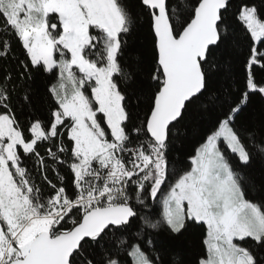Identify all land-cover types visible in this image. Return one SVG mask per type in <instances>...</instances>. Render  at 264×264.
Listing matches in <instances>:
<instances>
[{"label": "snow or ice", "instance_id": "6c2138e0", "mask_svg": "<svg viewBox=\"0 0 264 264\" xmlns=\"http://www.w3.org/2000/svg\"><path fill=\"white\" fill-rule=\"evenodd\" d=\"M144 18L146 79L126 61ZM0 20V60L14 40L20 76L49 81L47 119L25 125L11 72L0 79V264H165L156 238L190 230L203 232L201 254L175 251L169 264H264V202L248 199L244 174L264 161V124L237 126L250 99H264V0H0ZM237 32L246 74L229 103L212 88ZM209 101L219 115L177 169L170 146Z\"/></svg>", "mask_w": 264, "mask_h": 264}, {"label": "trees", "instance_id": "16d2710c", "mask_svg": "<svg viewBox=\"0 0 264 264\" xmlns=\"http://www.w3.org/2000/svg\"><path fill=\"white\" fill-rule=\"evenodd\" d=\"M187 2V0H184ZM240 0H234V3H239ZM171 3L179 5L181 0H171ZM3 21L0 20V24ZM236 40L239 45H228L217 53V61L221 66V71L214 77V84L212 91L221 98L228 97V102L231 103L239 95L242 88L245 68L244 60L247 54V42L240 32L236 34ZM22 52L13 40V53L7 60H0V79L5 74V69L11 72L14 86L12 91V106L17 111V116L20 117L21 122L25 125L34 116H40L47 119L48 105L45 103L41 105L40 101L43 98L47 101L46 87L48 86V79L46 76H37L33 79L21 77L22 68L18 61L22 59ZM126 61L132 65L134 70H137L142 79H146L148 72L153 67L152 58V40L149 35V24L147 18H144L138 25L134 34L128 39ZM25 95L33 96V104H26L23 100ZM129 108L136 111L138 101L135 99L133 91L129 89ZM205 109H200L191 114L185 121L184 125L179 131L170 146L169 159L174 166L179 169L186 167L188 164V157L194 151V147L201 139L202 133L210 127L219 115V106L211 105ZM223 107H227L226 104ZM264 124V99L259 96H253L243 113L237 120L239 128H254L259 130ZM199 133V134H198ZM49 145L44 142L40 146V152L46 156V149ZM50 163V161H49ZM29 167L34 166L33 161L28 162ZM244 174L248 178L245 183L247 190V197L256 202H264V161L254 160L252 165L244 169ZM49 178L57 182L56 175L49 169ZM61 175L66 177V181L70 182L72 176L67 169H61ZM39 176V173L36 174ZM36 178V177H34ZM46 187V185H42ZM202 237L203 232L200 230H190L180 240H173L166 232H162L156 239L158 246L162 249V259L165 264H169L172 253L175 251H182L184 257L188 261H193L202 252ZM264 258V254H262Z\"/></svg>", "mask_w": 264, "mask_h": 264}]
</instances>
